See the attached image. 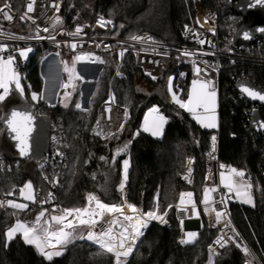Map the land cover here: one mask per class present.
<instances>
[{
    "label": "trees",
    "instance_id": "trees-1",
    "mask_svg": "<svg viewBox=\"0 0 264 264\" xmlns=\"http://www.w3.org/2000/svg\"><path fill=\"white\" fill-rule=\"evenodd\" d=\"M205 14L217 18L218 36L223 42L234 37L241 17H235L226 0H201ZM65 10L71 8L70 17L104 15L117 23V33L121 37H132L140 32H148L162 42L182 44L186 26H197L198 11L194 0H61ZM123 25V27H121ZM264 58V45L261 50ZM257 52L242 53L238 64L232 67L229 61H221L223 71L220 83V159L222 162L240 167L253 184L255 206H245L239 202L231 206L232 219L248 246L251 264H264V136H257L249 128L251 114L256 108L240 97L235 81L247 79L256 87L264 90V60L255 57ZM134 57L128 55L119 76L113 82V96L116 105L127 110L128 116L123 129L106 141L95 134L97 110L107 98L114 72L110 63L100 76L97 91L92 97L87 111L75 107L81 97V83L76 84L69 107H41L32 112L45 122L60 121L66 130L69 149L66 170L61 180V188L54 203L59 207L79 208L87 203L89 194L103 196L101 187L105 182L104 173H98V157L108 158L113 168V194L122 181V162L130 151L131 169L128 175V199L140 209L147 211L148 203L161 188H165L160 211L172 208L166 216L167 223H154L148 230L140 246L127 264H207L208 249L219 234L206 226L202 215V229L194 243L183 244L182 227L177 220L175 205L183 192H192L195 201L201 203L207 171V154L211 148V137L217 131L192 120L184 112L166 106L164 115L168 124L161 139H156L140 130L142 118L150 107L164 106L162 95L164 84L151 83L136 66ZM39 57H35L23 72L25 95L13 89L3 102H0V155L11 170L0 176V194H9L23 187L29 181L35 190L48 194L49 185L44 177L52 170L45 157L40 162L32 157H22L15 148L5 125V119L14 107L31 106V93L45 90ZM147 86L146 94L138 91V85ZM187 82L183 96L189 92ZM17 95L12 103L8 100ZM145 108H143V106ZM31 109V108H30ZM264 119V107L258 108ZM138 135H135L136 133ZM127 144L126 152L115 155L117 147ZM131 144V147L129 145ZM89 153L95 157L89 158ZM194 158L195 169L193 184L188 186L184 176L189 158ZM91 159L92 162H89ZM114 160V162H113ZM88 161V162H87ZM33 205L24 212L30 216L38 211ZM153 206V203L151 207ZM150 207V208H151ZM13 210L0 208V264H114V261L89 244H74L62 255L49 261L34 246L24 242L21 235L7 241L5 232L22 218ZM41 213V212H40ZM33 214V213H32ZM249 261L236 248L224 249L214 264H246Z\"/></svg>",
    "mask_w": 264,
    "mask_h": 264
},
{
    "label": "built area",
    "instance_id": "built-area-1",
    "mask_svg": "<svg viewBox=\"0 0 264 264\" xmlns=\"http://www.w3.org/2000/svg\"><path fill=\"white\" fill-rule=\"evenodd\" d=\"M5 0H0V7L3 6ZM29 0H8V3L12 5L11 14L13 15L12 21H7L3 18L2 14H0V31L4 34L0 35V43L7 44L8 50L3 53L6 57L9 54L16 55V49H24V48H32V52L29 53L27 59L19 58L17 56L16 67L17 71L21 77V83H23L24 75L23 72L27 69L30 62L35 58L39 57V62L41 66V72L43 68V64L50 55H54V59L51 60V66L47 69L49 72V76L55 78L57 75V80L55 86L53 88L52 99L55 101L59 100L58 95L64 92L62 88V84L67 80V74L63 71L64 65L62 61L67 62V60L72 61L73 58L82 53H91L95 56H99L104 59L106 62L103 64L100 63H93L88 60L79 61L76 64L77 73L81 76L82 80H77L75 83H81V88L83 91L87 87H93L91 96L88 98L87 102L92 101V97L97 91V87L100 81V76L104 72L106 65L108 62L110 63V67L114 72V76L112 77V81L110 87L106 93V99L101 103L97 110V118H96V126L97 129L98 125L97 122L99 121V127L102 128L105 132L112 131L114 133L119 132L118 129L120 128L121 124H125L128 118H125V108L116 105L114 102L113 96V82L120 75L122 68L124 66V59L128 55H132L134 57V62L136 66L143 72L144 76L147 80L151 83H158L160 81L161 84H164V90L162 95L165 99V105H155L153 107L159 109V113L164 115V109L166 106L174 107L178 112H184L189 116L191 119V114L185 112L184 109H181L177 104H175L172 100V93L169 92V80L171 78V86L173 92L177 94V96L182 99L186 100L183 96L184 88L187 82L190 80L191 84L193 79H202V80H211L214 83L215 90L218 92V101H219V114H220V83H221V73L223 71L221 61L227 58V61L231 64L232 67H235L240 59L242 53L251 54L252 52H257L256 56L259 60H264L261 57L260 50L264 45V40H260L255 42L253 45L249 46H236L233 43V38L228 42H223L218 36V20L217 18H212L211 16L208 17L203 9V5L201 0H196V7L198 11V19L199 24L187 26L188 28L192 29L195 32L200 34V39H204L206 41H210L211 43H205L204 45H200L196 38L193 36L192 32L186 31V28L183 33V43L182 44H171L167 42H162L156 40L151 33L148 32H140L134 36L142 37L143 40L141 41H133L130 37H121L117 33V23L113 21V24L108 25L107 27H100L97 21L103 17L107 18L104 15H98L96 17H91L88 15H78L76 17H70L71 8L67 11L65 10L64 6L61 3V0H35L34 4V11L29 13L28 16H31L35 23L32 22L31 19L27 17L22 21L20 19L21 16L25 14L26 5ZM59 4V12H56L54 8L51 7L52 3ZM58 16L61 20L60 24H53L52 17ZM235 17H238L235 15ZM207 19V22H205ZM111 20V19H110ZM202 25V27H201ZM39 26L41 29L39 35L44 37L43 39H35V38H28V37H35L36 36V28ZM82 27L83 31L78 36H71L69 33L75 32L76 27ZM47 27L49 29L48 32L42 31L43 28ZM214 30V32H213ZM13 37H25V39H17ZM54 37V39H52ZM75 43L77 46L75 50L71 48V44ZM99 45V46H98ZM127 49L125 55L121 58L119 57L118 53L122 49ZM187 49L196 55L192 57L184 56L182 53ZM58 54V55H57ZM193 61L201 68L203 71L200 73V76L197 77L194 73L193 68ZM54 63V64H53ZM59 69V70H58ZM43 73V72H42ZM149 73L151 75H149ZM152 77H155L153 79ZM241 80V79H239ZM235 81L236 83L239 81ZM190 84V86H191ZM235 88V86H234ZM258 88V87H257ZM13 89H15L13 87ZM12 89V90H13ZM260 89V88H259ZM262 90V89H260ZM264 91V90H262ZM240 97L246 100L245 95L238 93ZM249 103V102H248ZM82 108L89 109V104L87 108L83 105V100L80 102ZM250 104V103H249ZM58 104L48 103L45 99L39 101V103L33 102L31 100V111L36 112L37 110H41V107H55ZM252 105V104H251ZM255 106V105H253ZM260 107V106H255ZM110 108L111 112L105 111V109ZM258 108L255 109L259 110ZM82 110V109H79ZM254 113V112H253ZM252 113V114H253ZM251 114V116H252ZM128 116V113H127ZM220 119V117H219ZM194 120V119H192ZM195 121V120H194ZM220 126V121H219ZM217 133L213 136H216V145H215V152L212 153L210 156L209 153L212 151V141H211V148L207 154V171L206 177H210L208 179L205 178V187H212L217 186L219 191L214 193L213 196L218 201L219 196L221 193L225 192L226 190L220 187L219 184V173L221 171L219 165L224 164L225 166L235 167L238 170H242L238 166H234L231 164H227L221 161L220 159V127ZM51 134L50 136V149H49V166L52 170L50 175H46L44 177V182L49 185V191L47 195H44L41 190H35L33 188L35 194V202L30 203L27 207L30 209L33 205H37L36 207L40 212L48 213H61L63 209H74V208H63L59 207L57 204L54 203L55 198L57 196L58 191L61 188V180L64 177V171L66 170V160L68 156V139L66 136V130L61 124L60 121L52 120L50 126ZM138 133V132H137ZM137 133L135 135H137ZM97 137L102 140L106 141L108 139L104 138L103 136ZM131 147V144L129 145ZM59 153V155H58ZM130 160V167L128 170V175L131 169V157L130 151L127 154V158ZM191 161V164H189ZM189 169L188 174L186 177V183H192L193 176H194V169H195V160L194 158H189L188 160ZM12 166H8L5 162L3 157L0 155V176L1 173L5 172L6 170H11ZM244 171V170H243ZM123 179V175H122ZM184 179V180H185ZM127 182L123 189V200L122 204L125 202L129 203L127 200L128 197V190H127ZM22 188V187H20ZM14 189L9 194H0V201L5 202L4 207H0L1 209L5 210H13L14 212H21L20 210L13 209L8 207L6 202L9 200L23 203L24 199L20 196L19 189ZM51 194V198L49 195ZM94 195V194H93ZM158 194L155 195V197ZM98 197L97 195H95ZM99 198V197H98ZM195 200V198L193 197ZM196 202V201H195ZM237 200H230L227 204V213L229 214L228 218L231 220V226L225 227L226 219H222L219 223L216 222L215 213L214 212H205L204 205L202 203L196 202V209L199 212V215H194L192 211L191 205L187 206V211H180L178 210V205H175L176 217L178 222L180 223L183 220L182 231L193 232L196 227V222L199 220L201 222V216L203 215L206 219V226L211 231H217L220 236H223L225 240H228V237H234L242 246H248L244 242L241 234L239 233L233 219L231 216V206L234 203H237ZM130 204V203H129ZM32 205V206H31ZM87 203L83 206L85 207ZM79 207V208H83ZM216 210H224V206L220 203H216L213 205ZM125 214H131L129 209L125 206L124 207ZM71 219V218H69ZM113 219L112 214L105 213L102 218H98V223L94 226V231L99 233L96 226L103 224L105 227L110 226V221ZM45 220H50V218H46ZM153 221H151L146 230H144V235L149 228H151ZM181 225V223H180ZM233 229L235 231H233ZM88 228L84 232L87 233ZM239 234L238 236L236 234ZM185 232L183 233V236ZM76 242L79 243H90L98 247V245L88 241L86 239L81 240L77 239ZM141 242V241H140ZM140 242L138 244H140ZM138 244L136 245L135 249L137 248ZM234 243L231 241L228 242L230 247L233 246ZM99 248V247H98ZM249 249V248H248ZM240 251L247 259L250 256L245 255L242 250L237 249ZM135 251V250H134ZM134 252L128 257L129 260L133 256ZM110 255V254H109Z\"/></svg>",
    "mask_w": 264,
    "mask_h": 264
},
{
    "label": "snow or ice",
    "instance_id": "snow-or-ice-1",
    "mask_svg": "<svg viewBox=\"0 0 264 264\" xmlns=\"http://www.w3.org/2000/svg\"><path fill=\"white\" fill-rule=\"evenodd\" d=\"M252 6L264 5V0H250ZM35 0H29L26 5L25 14L20 17L23 21L26 17L31 19L33 23L35 20L28 16L29 13L34 11ZM52 8L59 12V4L52 3ZM12 5L8 3V0H5L2 7H0V14L7 21L13 20V15L11 14ZM53 24H60L61 20L58 16L52 18ZM207 22V19H205ZM98 25L102 28L107 27L108 25L113 24V21L110 19H105L101 17L97 21ZM197 24H199V19H197ZM123 27V25H121ZM202 27V25H201ZM41 29L39 26L36 28V36L28 37L35 39H43L39 35ZM42 31L48 32L47 27L43 28ZM83 31L82 27L77 26L75 32L69 33L71 36H78ZM186 31L192 32L193 36L196 38L197 42L200 45L205 43H211L204 39H200V34L193 31L192 29L186 26ZM264 31V29H260ZM214 32V30H213ZM4 33L0 31V35ZM17 39H25V37H13ZM244 39H250L251 35L248 31L243 33ZM54 39V37H52ZM133 41H141L142 37L132 36L130 37ZM76 44H71V48L75 50ZM99 46V45H98ZM8 50L7 44L0 43V102H3L8 95H10L13 87L16 91L19 92L21 96L24 95V87L21 83V77L17 71L16 61L17 56L19 58L27 59L32 48L16 49V55L9 54L6 57L3 55L4 52ZM127 49H122L118 55L123 57ZM184 56L192 57L196 55L187 49L182 53ZM58 55V54H57ZM88 60L93 63L103 64L106 61L99 56H95L91 53H82L75 56L69 66L68 62L62 61L64 68L63 71L67 74V80L62 84L64 89L63 96L65 99H68L71 96V92L67 89L71 88L73 91L76 89V81L82 80L83 78L79 76L76 72V64L79 61ZM194 73L197 77L200 76V73L203 71L196 63L193 61ZM149 75H151L149 73ZM155 79V77H152ZM240 91L246 94L248 97L253 100L264 101V93L258 90H254L251 86H246L241 84ZM169 92L172 93V100L177 104L181 109H184L189 114H191L192 119H194L198 124L204 128L213 129L217 128V92L213 81L211 80H202V79H193L192 86L190 91L187 94V99H180L175 92L172 90L171 78L169 80ZM44 99L43 92L31 93V100L33 102L39 103L40 100ZM67 107V103L64 105ZM75 107L77 109H83L80 103H76ZM107 112H111L110 108L105 109ZM125 118H127V111L124 113ZM32 120L33 116L28 111H17L13 110L10 114V117L6 120L7 127L11 133H14L12 137L17 143L16 147L19 151L20 156H26L29 154V137L32 131ZM167 123L166 118L159 113V109L152 108L149 110V113L145 117L143 124V131L149 132L153 136H159L162 134L163 126ZM97 129L94 130L95 134L98 136H103L104 138H112L116 136V133L112 131L105 132L102 128L99 127V121L97 122ZM123 129V124L120 125L118 131ZM139 133H137L138 135ZM212 141V151L209 153L211 156L215 152L216 145V136L211 137ZM128 145L117 147L115 150V155L119 156L121 153L126 152ZM59 155V153H58ZM101 160H105V157H101ZM114 162V160H113ZM191 164V161H189ZM130 167V160L124 159L122 162L123 169V179L119 185L120 191L123 193V189L128 179V170ZM221 171L219 173V184L220 187L226 191L221 193L219 200L217 201L213 196L214 193L219 191L217 186L205 187L203 189V198L201 203L204 205L205 212H214L216 222L219 223L222 219H226L225 227L231 226V220L228 218L229 214L227 213V204L230 200H237L244 204H249L255 206L253 199V184L250 181V178L247 177L245 171L238 170L235 167L225 166L224 164L219 165ZM191 169H189V172ZM188 177H186L187 179ZM210 177H206L208 179ZM20 196L26 201L35 202V194L33 191V185L29 181L22 188L19 189ZM12 193H9L11 195ZM194 194L192 192L181 193L179 196V205L178 210L187 211V206L191 205L194 215H199V212L196 209V202L193 199ZM51 198V194L49 195ZM220 203L224 206V210H216L213 207L214 204ZM8 207L24 211L27 209L28 205L26 203H18L12 200L6 202ZM5 202L0 201V207H4ZM129 209L131 214L124 213V207ZM172 208V205H168L167 209L163 212L160 211L159 205V195L154 197L153 206L149 210L144 211L138 209L135 205L125 202L122 205L108 204L102 202L95 195L89 194L87 197V205L83 208H74V209H63L62 214L51 216L50 220H42L44 217V212L42 211L35 219V221L29 225L25 222L17 220L13 226H11L6 232L5 237L7 241H11L15 238L17 234L22 235L24 242L29 245H34L38 252L44 256L47 260L51 261L54 257H58L63 254V249L67 247L69 243L74 242L77 239L88 240L92 243L98 245L100 252L98 254H110L114 257L115 264H127L128 257L134 252L137 242L140 237L144 235V230L147 229L151 221H160L161 223H167L165 217L168 214V211ZM105 213L112 214L113 219L110 221V226L97 233L95 232L94 226L98 223V218H102ZM15 214V213H13ZM71 218V219H69ZM181 226H183V220L180 221ZM81 226L87 227L88 231L85 234L83 231L78 232L77 229ZM233 231H235L233 229ZM239 235L238 233L236 234ZM187 239H182L180 242L183 244L192 243L197 237V233L188 232L186 233ZM231 241L235 244L237 249L242 250V252L251 256L252 253L246 246H242L234 237H228V240H225L223 236H220L215 241L221 248L226 247L228 242ZM46 249H51L50 251ZM210 253L212 255H219L215 250L210 246ZM210 264H214L210 257ZM246 264H251V260L247 261Z\"/></svg>",
    "mask_w": 264,
    "mask_h": 264
},
{
    "label": "water",
    "instance_id": "water-1",
    "mask_svg": "<svg viewBox=\"0 0 264 264\" xmlns=\"http://www.w3.org/2000/svg\"><path fill=\"white\" fill-rule=\"evenodd\" d=\"M226 5L229 7V9L234 15L241 17L239 27L234 34L232 44L236 46H240V45L249 46V45L255 44V42L264 40V31H260V29H264V5L252 6L250 3V0H226ZM245 31H248L250 33L251 35L250 39L243 38V33ZM241 84H244L246 86H251L254 90L261 91L262 93H264V91L257 88L254 84H252L247 79H241L235 85L236 91L238 93L245 95L246 100L250 104L255 105V106L264 107V101L253 100L252 98L248 97L246 94L242 93L240 91ZM145 106L146 105H144L143 108H145ZM13 110L28 111L33 116L32 124H31L32 131L29 137V145H30L29 154L26 156H22V157H32L38 162L43 160V158L45 157L46 162L48 163L49 162V149H50V136L49 135L51 134V130H50L51 122L49 123L45 122L43 118H39L35 116L28 106L14 107L10 111L7 118L5 119V125H6L7 132L10 138L15 143V148L18 153L19 151L16 147L17 142L12 138L14 136V133L10 132V130L7 127V123H6V120L10 117V114ZM249 126L253 134L257 136H264V119L262 118L259 110H257V112L254 111V113L252 114L251 119L249 121ZM153 224L154 223H152V225ZM195 229H197L198 231L201 230V222L199 220L196 222ZM197 238H198V235L196 239ZM215 241L211 245V247L213 249L218 247L216 249V253H219V255L212 256L209 250V256H208L209 260L207 264H210V257H211V260L215 262V260L219 258L220 255L222 254L223 249L230 247V245L227 244L226 247L221 248L218 244L215 243Z\"/></svg>",
    "mask_w": 264,
    "mask_h": 264
},
{
    "label": "rangeland",
    "instance_id": "rangeland-1",
    "mask_svg": "<svg viewBox=\"0 0 264 264\" xmlns=\"http://www.w3.org/2000/svg\"><path fill=\"white\" fill-rule=\"evenodd\" d=\"M194 2H195V4H196V0H194ZM54 57V55L52 54V55H50V57L49 58H47L46 59V61L44 62V66H43V68H42V72H43V78H44V80H45V90H44V99L48 102V103H53V104H59V105H61L62 107H65L64 105H65V103H67V107H69L70 106V104H71V102H72V99H73V93H74V91L71 89V88H69V89H67V91H69V92H71V96L68 98V99H65L64 98V96H63V93L64 92H62V94L60 93L59 95H58V97H59V100L58 101H54L52 98V94H53V88H54V86H55V83H56V80H57V75L55 76L56 77V80H55V78H54V76L53 77H50L49 76V72L47 71V69L48 68H50V66H51V60L52 59H54L53 58ZM67 62H68V64H69V66L71 65V62L72 61H69V60H67ZM54 64V63H53ZM59 70V69H58ZM76 72H77V67H76ZM22 86L24 87V84L22 83ZM190 88V87H189ZM92 91L93 90V87H87L84 91H83V88H81V97H80V99H79V103L82 101V100H84V101H88V98L91 96V93H89L88 91ZM90 91V92H91ZM138 91H139V93H141V94H146L147 93V91H148V88H147V86L146 85H144L143 83H141V84H139L138 85ZM190 91V90H189ZM217 92V91H216ZM24 95H25V88H24ZM17 98V95H15V94H13L12 95V98L11 99H9L8 101L10 102V103H12L13 101H14V99H16ZM88 104L90 105L91 104V102H88ZM67 107H65V108H67ZM152 108H154V107H150L149 109H147V111L145 112V114H144V116H143V118H142V121H141V126H140V130L141 131H143V124H144V121H145V117H146V115L149 113V110L150 109H152ZM84 109V108H83ZM82 111H84V110H82ZM185 112H187V111H185ZM219 101H218V92H217V108H216V115H217V124H218V127L217 128H213V129H208V130H210V131H218L219 129V121H220V119H219ZM165 118H166V120H167V123L166 124H164V126H163V130H162V134L161 135H159V136H153L151 133H149V132H145V133H147V134H149V135H151L152 137H154V138H156V139H161L162 137H163V135H164V132H165V129H166V127H167V124H168V118L165 116V115H163ZM200 125V124H199ZM200 127H201V125H200ZM95 130H96V128H95ZM144 132V131H143ZM90 157H95L93 154H91V153H89V158ZM101 157H105V156H100V157H98V160H97V163L99 164L97 167H98V171H97V173H95L94 175H93V178H96L97 176V174L98 173H100V172H102L103 170H105L106 172L107 171H109L108 172V174L106 175V176H108L107 178L109 179V182H108V185L109 186H107V188L105 189V190H102L101 192L102 193H104L103 194V196L101 195V196H99L100 198H102V199H100L102 202H105V203H108V204H116V205H120L121 203H122V200H123V195H121L122 193H121V191H120V189H119V187L115 190L116 192H115V194H113V180H112V177L113 176H115L114 175V170H113V168H110V164H109V160H108V158L107 157H105L106 159L105 160H101L100 158ZM88 162V161H87ZM89 162H92L91 161V159L89 160ZM187 164H188V162H187ZM188 171H189V165H188V168H187V172H186V174H185V176H184V178L183 179H185V177H186V175L188 174ZM105 172V173H106ZM122 175H123V169H122ZM193 179H194V176H193ZM185 181V183H186V179L184 180ZM165 180L163 179V181H162V184H161V188L158 190V195H159V203H160V201L162 200V197H163V192H164V190H165V188H163L165 185ZM193 184V180H192V183H190L189 185L191 186ZM189 192V191H188ZM183 193H186V192H183ZM155 197V196H154ZM154 197L153 198H151L150 199V201H149V203H148V207H147V210H149V208L151 207V205H152V203L154 202ZM194 197V196H193ZM253 199H254V196H253ZM127 200H128V202L130 203V204H133V203H131L130 201H129V199H128V197H127ZM239 202V201H238ZM23 203H26L28 206L30 205V203H33L32 201H26V200H24V202ZM239 203H241V202H239ZM241 204H243V205H245V206H249V207H253L252 205H249V204H244V203H241ZM133 205H135V204H133ZM32 206V205H31ZM136 206V205H135ZM63 207V206H62ZM138 209H140L138 206H136ZM64 208V207H63ZM28 210V208L26 209V210H24V211H21V212H19V213H17V212H15L16 214H18L19 216L20 215H22L24 212H26ZM33 213V214H32ZM31 214H30V216L28 217V216H23L22 215V218L21 219H19L20 221H22V222H25V223H27V224H29V225H31L34 221H35V219H36V217L40 214V212H38V211H34V212H32ZM61 214V213H60ZM59 213H48V214H46V213H44V217L42 218V220H45L46 218H51V216H53V215H60ZM165 219H166V217H165ZM153 223H159V224H162L160 221H153ZM152 226V225H151ZM96 228H97V230L99 231V232H101V231H103V230H105V229H107L108 227L106 226L105 227V225H103V224H100V225H98V226H96ZM196 228V227H195ZM86 229H87V227H83V226H81L80 228H78L77 229V231L78 232H80V231H83V232H85L86 231ZM201 229H202V223H201ZM201 231V230H200ZM200 231H198L197 229H194L193 230V232H195V233H197V235H199V232ZM148 232V231H147ZM147 232H146V234H147ZM185 232V235L183 236V233ZM186 231L184 230V231H182V239H187V237H186ZM17 235H20V234H17ZM16 235V236H17ZM15 236V237H16ZM22 236V235H21ZM218 237H220V235L218 234L217 235V237L215 238V240L218 238ZM23 238V237H22ZM145 238V236L143 237V239ZM143 239L141 240V242L143 241ZM24 240V239H23ZM214 240V241H215ZM196 241V240H195ZM194 241V242H195ZM214 241H213V243H214ZM141 242H140V244H141ZM194 242H192V243H194ZM212 243V244H213ZM74 244H89V245H91L90 243H87V242H84V243H79V242H76V240L74 241V242H72V243H69L68 245H67V247L66 248H64L63 249V253L69 248V247H71L72 245H74ZM140 244H138V246H137V248L135 249V251H134V253L136 252V250L138 249V247L140 246ZM187 244H191V243H187ZM211 244V245H212ZM29 245V244H28ZM234 245V248H236V246H235V244H233ZM32 246H34V245H32ZM92 247H95L97 250H99L100 251V249L98 248V247H96V246H94V245H91ZM35 247V246H34ZM233 247V246H232ZM230 248V247H229ZM36 249V248H35ZM209 249H210V247H209ZM209 249H208V252H209ZM225 249H227V248H225ZM237 249V248H236ZM46 250H48V251H50L51 249H46ZM223 251H224V249H223ZM222 251V252H223ZM103 255H105V256H108V257H110L113 261H114V257H112L111 255H109V254H103ZM248 260H252L251 259V256H250V258L248 259ZM129 260H127V262H128ZM114 264H115V262H114Z\"/></svg>",
    "mask_w": 264,
    "mask_h": 264
},
{
    "label": "crops",
    "instance_id": "crops-1",
    "mask_svg": "<svg viewBox=\"0 0 264 264\" xmlns=\"http://www.w3.org/2000/svg\"><path fill=\"white\" fill-rule=\"evenodd\" d=\"M42 76H44L43 73H42ZM191 86H192V84H191ZM191 86H190V89H191ZM190 89H189V90H190ZM0 92H2V90H0ZM8 96H9V95H8ZM8 96H7L6 98H8ZM83 103H84L83 106H84L85 108H87L88 102L83 100ZM108 172H109V171H107L106 173H104V176H105V182H104V184H103L102 187H101V191H102V190H105V189L107 188V186H109V185H108L109 179L107 178L108 176H106V175L108 174ZM103 194H104V193H103ZM97 196H98V195H97ZM98 197H99V196H98ZM99 199H102V198L99 197Z\"/></svg>",
    "mask_w": 264,
    "mask_h": 264
},
{
    "label": "bare ground",
    "instance_id": "bare-ground-1",
    "mask_svg": "<svg viewBox=\"0 0 264 264\" xmlns=\"http://www.w3.org/2000/svg\"><path fill=\"white\" fill-rule=\"evenodd\" d=\"M143 238L142 237H140V239H139V241L137 242V244L142 240ZM136 244V245H137ZM218 247H216V248H214V250H215V252H216V249H217ZM135 250V249H134ZM212 256H214V255H212Z\"/></svg>",
    "mask_w": 264,
    "mask_h": 264
}]
</instances>
